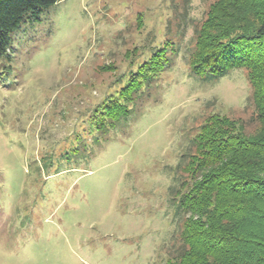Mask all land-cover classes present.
<instances>
[{
	"label": "rangeland",
	"instance_id": "rangeland-1",
	"mask_svg": "<svg viewBox=\"0 0 264 264\" xmlns=\"http://www.w3.org/2000/svg\"><path fill=\"white\" fill-rule=\"evenodd\" d=\"M215 1L60 0L14 33L0 58V264L170 257L200 125L255 114L245 70L212 77L189 64ZM164 47V68L132 85ZM120 93L117 112L97 114Z\"/></svg>",
	"mask_w": 264,
	"mask_h": 264
},
{
	"label": "trees",
	"instance_id": "trees-1",
	"mask_svg": "<svg viewBox=\"0 0 264 264\" xmlns=\"http://www.w3.org/2000/svg\"><path fill=\"white\" fill-rule=\"evenodd\" d=\"M58 1L0 0V58L11 53L14 33ZM165 51L140 67L132 85L158 75ZM188 61L198 75L245 70L255 114L248 120L212 114L200 125L180 169L175 248L162 264H264V0L212 3ZM128 97L108 96L97 114L113 115Z\"/></svg>",
	"mask_w": 264,
	"mask_h": 264
},
{
	"label": "snow or ice",
	"instance_id": "snow-or-ice-1",
	"mask_svg": "<svg viewBox=\"0 0 264 264\" xmlns=\"http://www.w3.org/2000/svg\"><path fill=\"white\" fill-rule=\"evenodd\" d=\"M0 86H2V84H0Z\"/></svg>",
	"mask_w": 264,
	"mask_h": 264
}]
</instances>
